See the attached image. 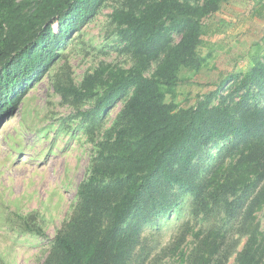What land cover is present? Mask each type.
Returning <instances> with one entry per match:
<instances>
[{"label":"trees","instance_id":"trees-1","mask_svg":"<svg viewBox=\"0 0 264 264\" xmlns=\"http://www.w3.org/2000/svg\"><path fill=\"white\" fill-rule=\"evenodd\" d=\"M112 1V25L133 66L102 64L77 84L66 62L53 79L96 154L43 264H154L144 229L183 195L192 197L193 226L185 223L168 251L185 264H229L232 257L234 264H264V55L194 105L167 100L177 95L183 70H202L205 21L231 0H0V124ZM248 1L258 2L254 15L264 19V0ZM119 100L124 106L105 128ZM16 226L46 236L36 215L20 216ZM190 236V249L181 250Z\"/></svg>","mask_w":264,"mask_h":264},{"label":"rangeland","instance_id":"rangeland-1","mask_svg":"<svg viewBox=\"0 0 264 264\" xmlns=\"http://www.w3.org/2000/svg\"><path fill=\"white\" fill-rule=\"evenodd\" d=\"M115 3L112 1L67 42L62 61L33 85L23 105L0 124V264H43L54 238L75 210L79 185L86 178L96 153L82 128V117L75 108L63 104L53 79L66 62L77 84L102 64L125 69L133 66L134 60L112 25ZM258 7L256 1L231 0L205 21L204 42L200 47L205 64L198 73L183 70V83L174 98L167 96L168 101L174 99L183 106L194 105L228 75H241L252 67L258 56L264 55V19L254 15ZM180 39V35H174L175 43ZM154 69L155 66L151 72ZM230 87L227 85L222 93L227 95ZM258 99L264 102V94ZM90 106L87 104L82 110ZM123 106L119 100L108 110L105 128L111 126ZM94 137L98 140L100 133L96 131ZM223 147L224 144L212 149L213 158ZM212 162L206 161L204 168ZM192 202L190 195H183L180 205L166 216H159L156 224L146 226L143 236L151 255L148 263L185 264L181 262V254L167 248L185 223L192 220L193 226ZM30 214L38 216L45 237L23 233L16 226L20 216ZM258 216L262 219L263 215L259 212ZM261 221L264 229V220ZM191 240L190 236L182 242L181 250L188 251ZM244 242L245 239L238 250ZM234 263L235 257H232L229 264Z\"/></svg>","mask_w":264,"mask_h":264}]
</instances>
